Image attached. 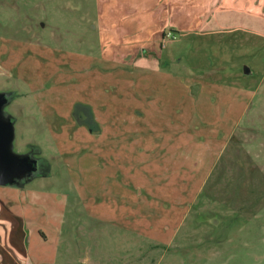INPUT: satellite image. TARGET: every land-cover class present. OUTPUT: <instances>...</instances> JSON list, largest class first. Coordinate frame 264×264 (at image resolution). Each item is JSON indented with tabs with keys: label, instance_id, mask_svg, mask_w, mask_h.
<instances>
[{
	"label": "rangeland",
	"instance_id": "1",
	"mask_svg": "<svg viewBox=\"0 0 264 264\" xmlns=\"http://www.w3.org/2000/svg\"><path fill=\"white\" fill-rule=\"evenodd\" d=\"M209 19L116 59L144 31L110 34L106 0H0V139L27 162L1 212L17 197L35 233L20 258L264 264V0Z\"/></svg>",
	"mask_w": 264,
	"mask_h": 264
},
{
	"label": "crops",
	"instance_id": "2",
	"mask_svg": "<svg viewBox=\"0 0 264 264\" xmlns=\"http://www.w3.org/2000/svg\"><path fill=\"white\" fill-rule=\"evenodd\" d=\"M223 1L106 0V13L108 18H110V24H108L109 27H107V30L110 34H112V29L117 26H122L119 32H123L127 26L133 27L132 25H139L141 26V30L144 31L136 39L127 40L121 48L115 46L112 56L117 59L121 55L125 56L124 53H127L131 57L142 51V49L152 48V46L160 42L163 34L168 32L169 29L173 32L174 30L197 32L209 25V21H211L209 18L220 13ZM9 198L11 203L6 208L9 212H6L5 216L10 213V220H12L7 224L3 220L4 209L1 212L4 199L0 193V264H44V261L42 263L39 261H37L38 263L27 261V256H24V253L22 258H20L16 251V248L18 249L19 247H21L20 251H22V247L25 248V251L28 249V246L25 247L23 244L19 246V230L20 236H22L23 241L27 244L31 240V236L33 237L35 233L33 232V227H28V216L26 212H18L17 197L14 198L15 202L12 201V196H9ZM7 202L8 200L5 201L6 204ZM11 205H13V208ZM38 231L46 241L48 238L47 234L41 228ZM52 264H56V261Z\"/></svg>",
	"mask_w": 264,
	"mask_h": 264
},
{
	"label": "water",
	"instance_id": "3",
	"mask_svg": "<svg viewBox=\"0 0 264 264\" xmlns=\"http://www.w3.org/2000/svg\"><path fill=\"white\" fill-rule=\"evenodd\" d=\"M3 140L0 139V185L6 183L16 172V170L27 166L19 159H11L8 156V136H3Z\"/></svg>",
	"mask_w": 264,
	"mask_h": 264
},
{
	"label": "built area",
	"instance_id": "4",
	"mask_svg": "<svg viewBox=\"0 0 264 264\" xmlns=\"http://www.w3.org/2000/svg\"><path fill=\"white\" fill-rule=\"evenodd\" d=\"M170 36L175 37V34L171 30L166 32V33H164L163 39L166 38V37L169 38Z\"/></svg>",
	"mask_w": 264,
	"mask_h": 264
},
{
	"label": "trees",
	"instance_id": "5",
	"mask_svg": "<svg viewBox=\"0 0 264 264\" xmlns=\"http://www.w3.org/2000/svg\"><path fill=\"white\" fill-rule=\"evenodd\" d=\"M162 37H164V34H163V36Z\"/></svg>",
	"mask_w": 264,
	"mask_h": 264
}]
</instances>
